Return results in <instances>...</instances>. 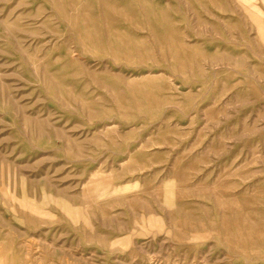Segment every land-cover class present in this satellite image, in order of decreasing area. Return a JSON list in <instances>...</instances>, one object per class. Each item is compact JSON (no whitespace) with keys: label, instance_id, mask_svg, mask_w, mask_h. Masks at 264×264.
Returning <instances> with one entry per match:
<instances>
[{"label":"rangeland","instance_id":"374dc122","mask_svg":"<svg viewBox=\"0 0 264 264\" xmlns=\"http://www.w3.org/2000/svg\"><path fill=\"white\" fill-rule=\"evenodd\" d=\"M0 264H264V0H0Z\"/></svg>","mask_w":264,"mask_h":264}]
</instances>
